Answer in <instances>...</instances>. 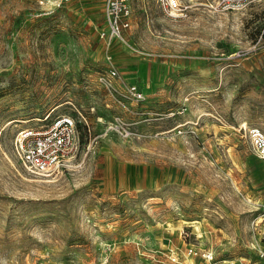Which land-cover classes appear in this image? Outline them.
Returning <instances> with one entry per match:
<instances>
[{
    "label": "rangeland",
    "instance_id": "1",
    "mask_svg": "<svg viewBox=\"0 0 264 264\" xmlns=\"http://www.w3.org/2000/svg\"><path fill=\"white\" fill-rule=\"evenodd\" d=\"M129 0L108 44L104 0H0V264H213L264 246V0ZM111 69L116 74L109 75ZM61 116L66 168L36 176L15 138Z\"/></svg>",
    "mask_w": 264,
    "mask_h": 264
},
{
    "label": "built area",
    "instance_id": "2",
    "mask_svg": "<svg viewBox=\"0 0 264 264\" xmlns=\"http://www.w3.org/2000/svg\"><path fill=\"white\" fill-rule=\"evenodd\" d=\"M49 9L62 7L71 0H22ZM257 0H215V9L224 12L239 11ZM159 7L170 16L182 15L185 6L180 0H155ZM104 16L107 32L101 37L109 44L114 37H119L121 30L129 26L130 5L129 0H104ZM116 74L111 69L110 76ZM252 152L264 159V133L258 127L247 130ZM77 141L75 123L69 116H61L42 129H25L15 138L16 154L24 167L36 176H53L62 168H66L69 156L73 152ZM186 253L190 256H199L202 264H213V255L207 250L188 248ZM257 259L253 262L247 260H228L229 264H264V246L258 248Z\"/></svg>",
    "mask_w": 264,
    "mask_h": 264
},
{
    "label": "bare ground",
    "instance_id": "3",
    "mask_svg": "<svg viewBox=\"0 0 264 264\" xmlns=\"http://www.w3.org/2000/svg\"><path fill=\"white\" fill-rule=\"evenodd\" d=\"M223 262H227V260H224Z\"/></svg>",
    "mask_w": 264,
    "mask_h": 264
}]
</instances>
